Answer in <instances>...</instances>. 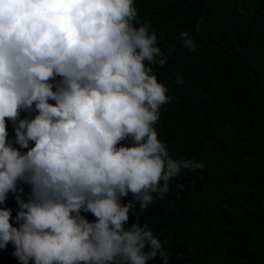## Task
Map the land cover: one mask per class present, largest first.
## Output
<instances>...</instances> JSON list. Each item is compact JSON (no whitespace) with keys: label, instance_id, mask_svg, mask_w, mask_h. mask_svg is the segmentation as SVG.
Masks as SVG:
<instances>
[{"label":"clouds","instance_id":"9594fccd","mask_svg":"<svg viewBox=\"0 0 264 264\" xmlns=\"http://www.w3.org/2000/svg\"><path fill=\"white\" fill-rule=\"evenodd\" d=\"M134 5L0 0V205L12 193L19 206L14 218L0 207V249L11 243L20 264H148L157 256L166 264L138 214L126 226L129 212L167 193L181 168L203 164L173 158L158 139L169 97L153 66L168 57ZM180 37L198 53L188 31Z\"/></svg>","mask_w":264,"mask_h":264},{"label":"trees","instance_id":"16d2710c","mask_svg":"<svg viewBox=\"0 0 264 264\" xmlns=\"http://www.w3.org/2000/svg\"><path fill=\"white\" fill-rule=\"evenodd\" d=\"M134 6L168 57L163 68L153 66L169 97L154 126L158 139L173 158L203 167L181 168L146 209L134 202L126 226L138 214L161 240L166 264H264V0H135ZM181 31L195 38L198 53L183 48ZM6 124L14 140V125L7 118ZM21 187L27 199L30 186ZM129 200L131 193L121 202ZM0 207L13 218L19 210L12 193ZM13 252L11 243L0 249V264H20Z\"/></svg>","mask_w":264,"mask_h":264}]
</instances>
